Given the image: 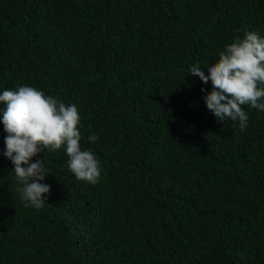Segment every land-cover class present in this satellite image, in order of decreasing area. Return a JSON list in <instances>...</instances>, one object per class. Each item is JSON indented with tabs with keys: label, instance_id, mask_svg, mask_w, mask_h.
<instances>
[{
	"label": "trees",
	"instance_id": "1",
	"mask_svg": "<svg viewBox=\"0 0 264 264\" xmlns=\"http://www.w3.org/2000/svg\"><path fill=\"white\" fill-rule=\"evenodd\" d=\"M250 31L264 0H0V92L75 104L101 170L45 149L50 193L25 207L0 118V264H264V111L241 132L189 73Z\"/></svg>",
	"mask_w": 264,
	"mask_h": 264
},
{
	"label": "clouds",
	"instance_id": "2",
	"mask_svg": "<svg viewBox=\"0 0 264 264\" xmlns=\"http://www.w3.org/2000/svg\"><path fill=\"white\" fill-rule=\"evenodd\" d=\"M197 63L189 73L212 84L204 100L220 121L230 118L243 132L249 116L242 106L264 111V37L254 31L226 44L218 60L207 66V74ZM0 118L5 136L6 156L14 165L19 181L17 192L25 207L40 209L46 203L50 185L41 183L50 175L45 159L33 157L44 150H63L69 170L81 181L96 184L101 177L99 161L90 149L82 150L80 114L75 104H66L33 86L0 92ZM88 140H97L89 136Z\"/></svg>",
	"mask_w": 264,
	"mask_h": 264
}]
</instances>
